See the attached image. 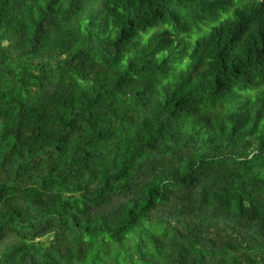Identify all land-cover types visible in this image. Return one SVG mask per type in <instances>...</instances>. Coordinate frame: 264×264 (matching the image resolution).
Here are the masks:
<instances>
[{
	"label": "trees",
	"instance_id": "1",
	"mask_svg": "<svg viewBox=\"0 0 264 264\" xmlns=\"http://www.w3.org/2000/svg\"><path fill=\"white\" fill-rule=\"evenodd\" d=\"M0 264H264V0H0Z\"/></svg>",
	"mask_w": 264,
	"mask_h": 264
}]
</instances>
